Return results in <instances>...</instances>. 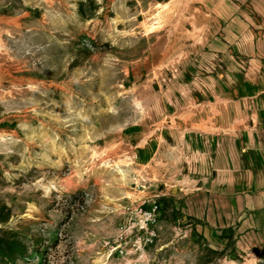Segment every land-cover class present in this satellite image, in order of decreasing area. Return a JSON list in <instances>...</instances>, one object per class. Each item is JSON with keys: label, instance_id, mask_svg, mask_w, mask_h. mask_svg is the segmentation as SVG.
Wrapping results in <instances>:
<instances>
[{"label": "rangeland", "instance_id": "obj_1", "mask_svg": "<svg viewBox=\"0 0 264 264\" xmlns=\"http://www.w3.org/2000/svg\"><path fill=\"white\" fill-rule=\"evenodd\" d=\"M242 2L0 0L6 264H264L219 175L252 157L224 130Z\"/></svg>", "mask_w": 264, "mask_h": 264}, {"label": "crops", "instance_id": "obj_2", "mask_svg": "<svg viewBox=\"0 0 264 264\" xmlns=\"http://www.w3.org/2000/svg\"><path fill=\"white\" fill-rule=\"evenodd\" d=\"M242 1L243 4H239L236 15L231 21L235 54L242 61L237 67L240 72L236 74L239 94L233 97L231 103L239 108L233 120L225 124L224 130L230 132V136L241 143L239 147L244 151L243 154L250 153L252 157L241 159V165L236 167V170L239 168L237 171H233L231 167L228 169L220 166L219 175L224 178L223 184L228 188L224 192L226 210L262 212L264 211V183H262L264 179V0ZM249 219L248 217L246 221Z\"/></svg>", "mask_w": 264, "mask_h": 264}, {"label": "trees", "instance_id": "obj_3", "mask_svg": "<svg viewBox=\"0 0 264 264\" xmlns=\"http://www.w3.org/2000/svg\"><path fill=\"white\" fill-rule=\"evenodd\" d=\"M12 230L6 228H0V264H6L7 258L12 254L15 253L11 250L10 245H20L19 241H12L9 236V233Z\"/></svg>", "mask_w": 264, "mask_h": 264}]
</instances>
